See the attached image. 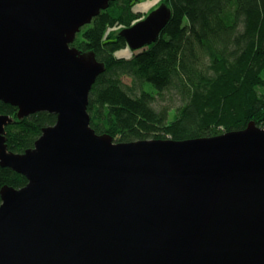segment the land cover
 Masks as SVG:
<instances>
[{
	"label": "water",
	"instance_id": "95a60500",
	"mask_svg": "<svg viewBox=\"0 0 264 264\" xmlns=\"http://www.w3.org/2000/svg\"><path fill=\"white\" fill-rule=\"evenodd\" d=\"M115 0H0V101L18 119L56 116L0 166V264H264V128L183 141L96 134L88 96L104 65L70 45ZM170 18L164 5L119 32L137 51Z\"/></svg>",
	"mask_w": 264,
	"mask_h": 264
},
{
	"label": "trees",
	"instance_id": "16d2710c",
	"mask_svg": "<svg viewBox=\"0 0 264 264\" xmlns=\"http://www.w3.org/2000/svg\"><path fill=\"white\" fill-rule=\"evenodd\" d=\"M141 1L111 2L70 45L104 65L88 96L95 133L129 143L213 138L250 122L264 128V0H159L156 7L170 11L167 24L155 43L131 51L119 32L143 19L135 9ZM123 49L128 57L116 55ZM16 113L0 101V115L12 119L7 152L21 154L56 116ZM26 183L0 166V190Z\"/></svg>",
	"mask_w": 264,
	"mask_h": 264
},
{
	"label": "rangeland",
	"instance_id": "374dc122",
	"mask_svg": "<svg viewBox=\"0 0 264 264\" xmlns=\"http://www.w3.org/2000/svg\"><path fill=\"white\" fill-rule=\"evenodd\" d=\"M158 2L159 1H156V0H142L139 4H137L135 9L137 12H139L141 14L142 18H144L150 11H152L156 7ZM116 55L119 57H121V56L128 57L129 52L127 49H123ZM123 81H124V83H127V84H129V82H130V80L127 78H123ZM150 89H152V88H150Z\"/></svg>",
	"mask_w": 264,
	"mask_h": 264
},
{
	"label": "crops",
	"instance_id": "0c3cea01",
	"mask_svg": "<svg viewBox=\"0 0 264 264\" xmlns=\"http://www.w3.org/2000/svg\"><path fill=\"white\" fill-rule=\"evenodd\" d=\"M156 1H159V0H156Z\"/></svg>",
	"mask_w": 264,
	"mask_h": 264
}]
</instances>
